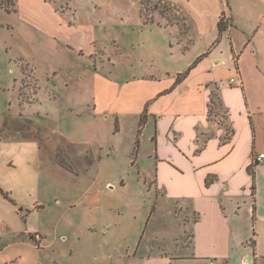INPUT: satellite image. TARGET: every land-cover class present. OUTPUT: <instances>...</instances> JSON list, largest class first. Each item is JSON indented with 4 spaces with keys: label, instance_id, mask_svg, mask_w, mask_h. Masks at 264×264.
Returning <instances> with one entry per match:
<instances>
[{
    "label": "crops",
    "instance_id": "0c3cea01",
    "mask_svg": "<svg viewBox=\"0 0 264 264\" xmlns=\"http://www.w3.org/2000/svg\"><path fill=\"white\" fill-rule=\"evenodd\" d=\"M168 1L183 13L186 33L175 40L180 25L165 17L152 20L151 31L164 40L165 55L172 58L177 49L185 58L183 69L164 75L135 72L126 81L98 73L92 108L63 105L58 97L50 112L59 122L65 116L112 118L118 130L128 119L135 126L133 153L145 119L137 156L130 160L147 191L148 223L155 234L142 251L139 241L131 264H264V161L254 162L264 153V0ZM0 11L79 57L97 54L98 23L91 20L92 11L78 16L59 10L51 0H17L16 12L1 5ZM14 29L13 20H0V32ZM61 68L46 72L57 76ZM213 92L227 111L217 120L209 118ZM56 134L48 157L59 166L57 151L73 164V171L80 164L101 166L105 155L114 159L110 153L116 151L115 141H108L106 130L78 135L60 129ZM28 137L11 131L0 134V264H39L30 252L42 249L48 236L40 221L45 206L39 176L44 151ZM111 183L106 182L107 189L127 185ZM56 200L60 204L61 199ZM111 206L102 211L103 222L112 217ZM104 240L108 244V237Z\"/></svg>",
    "mask_w": 264,
    "mask_h": 264
},
{
    "label": "rangeland",
    "instance_id": "374dc122",
    "mask_svg": "<svg viewBox=\"0 0 264 264\" xmlns=\"http://www.w3.org/2000/svg\"><path fill=\"white\" fill-rule=\"evenodd\" d=\"M0 1L10 3V0ZM51 1L59 10H72L78 16L92 11L91 20L98 23L99 43L97 54L82 58L70 53L51 36L0 11V20H13L15 26L12 33L0 32V134L10 131L27 134L28 142L36 139L45 156L39 174L45 202L40 221L48 236L45 246L35 254L30 252V257L38 258L39 264H131L130 255L139 241H142L139 249L142 251L155 234L148 223L147 191L138 182L137 165L130 160L134 158L131 144L135 126L124 119L118 130L112 118L98 115L97 121L88 114L89 117L65 116L59 122L50 109L55 108L58 97L63 98V105L72 103L81 109L88 110L89 105L92 108L98 73L126 81L135 72L164 75L183 69L185 58L177 49L172 58L165 55L164 40L158 31H151L152 20L165 17L170 23H179L180 33L174 36L179 40L187 29L183 13L168 0ZM50 67L65 68L55 76L47 74ZM64 81L70 84H63ZM60 129L78 135L91 129L106 130L108 141H115L116 151L110 153L114 159H107L105 155L101 166L80 164L73 171L68 167L70 162H65L66 157L57 151L61 166L57 165L48 154L55 147L56 132ZM107 181H112L111 185L124 181L127 185L112 190L106 188ZM87 187L88 196L80 199ZM57 198L61 199L60 204ZM76 200H79L77 206ZM108 204L115 209L109 214L112 217L108 222H103L101 213Z\"/></svg>",
    "mask_w": 264,
    "mask_h": 264
},
{
    "label": "trees",
    "instance_id": "16d2710c",
    "mask_svg": "<svg viewBox=\"0 0 264 264\" xmlns=\"http://www.w3.org/2000/svg\"><path fill=\"white\" fill-rule=\"evenodd\" d=\"M0 5L2 7H4L7 11L9 12H16L17 11V0H10L9 1H0ZM224 27H223V22L220 21V31H223ZM188 73V70L182 74L179 75L178 81L181 80L182 76H185ZM227 115V111L224 110V107L221 103L220 98L218 97V94L216 92H213L211 95V100L209 103V118L212 120H217L220 119L222 117H226ZM144 121L145 119L142 117L141 122H140V126L138 128V137L136 139V147L134 150V158H136L137 153H138V147H139V143H140V135L142 133V129H143V125H144ZM228 136H230V134L232 133L231 129L228 130ZM202 147H200L201 149ZM255 163L253 165H251L249 167L250 172H254V167H255ZM70 167V166H68Z\"/></svg>",
    "mask_w": 264,
    "mask_h": 264
},
{
    "label": "built area",
    "instance_id": "2783aa9c",
    "mask_svg": "<svg viewBox=\"0 0 264 264\" xmlns=\"http://www.w3.org/2000/svg\"><path fill=\"white\" fill-rule=\"evenodd\" d=\"M235 82H236L235 78H231L230 81H229V83H231V84H234ZM263 161H264V153H260V154L256 155L255 158H254V162L256 164L261 163ZM36 238L40 239V235L36 234ZM212 264H213V262H212Z\"/></svg>",
    "mask_w": 264,
    "mask_h": 264
}]
</instances>
